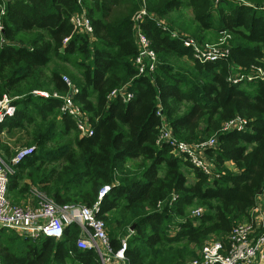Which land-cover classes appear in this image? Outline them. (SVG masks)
Returning a JSON list of instances; mask_svg holds the SVG:
<instances>
[{
    "label": "trees",
    "instance_id": "trees-1",
    "mask_svg": "<svg viewBox=\"0 0 264 264\" xmlns=\"http://www.w3.org/2000/svg\"><path fill=\"white\" fill-rule=\"evenodd\" d=\"M143 8L138 27L157 65L137 75L134 16ZM183 8L192 11L191 26L171 17ZM83 9L93 39L70 22ZM171 31L212 43L227 35L228 53L200 61ZM257 69L264 71V0H0V99L5 95L15 106L0 134L19 129L34 146L10 175L8 193L22 196L38 185L58 204L91 206L108 185L97 216L110 227L111 247L118 249L134 224L129 264H185L205 241L224 239L249 220L264 194V80L229 79ZM63 76L78 89L74 100L93 127L90 136H79L59 111L61 99L53 94L69 91ZM124 85L129 100L108 98ZM162 116L177 139L216 138L205 153L218 175L209 180L167 142H157ZM235 117L246 119L245 128L221 131ZM0 152L13 154L1 141ZM197 208L202 212L191 215ZM77 233L72 224L59 240H34L0 229V264H99L94 251L75 247Z\"/></svg>",
    "mask_w": 264,
    "mask_h": 264
},
{
    "label": "built area",
    "instance_id": "built-area-1",
    "mask_svg": "<svg viewBox=\"0 0 264 264\" xmlns=\"http://www.w3.org/2000/svg\"><path fill=\"white\" fill-rule=\"evenodd\" d=\"M146 14L143 8L134 16L136 26L135 42L138 47L134 58L137 75L150 73L157 65V56L150 46V40L138 27V23ZM70 22L75 31L93 39V27L84 9L74 13L70 18ZM159 23H162V21ZM171 36L181 39L183 46L191 48L195 57L200 61L217 60L228 53V48L224 47L227 35H224L218 43L208 44L209 47H202L187 33L171 31ZM66 40L67 38L64 39V41ZM63 79L69 86V91L64 95L53 94L54 97L61 99L59 111L72 119L79 136H90L93 134V127L86 113L81 110L74 100V95L78 92V89L68 77L63 76ZM229 79L233 83L242 80H264V71L257 69L250 74L238 73ZM33 93L44 97L49 96L47 91H33ZM119 96L126 102L132 97V93L124 85L111 91L108 98L113 99ZM14 112L15 106L12 104V100L4 95L0 99V121L5 116L13 115ZM157 113H160V111ZM246 123V119L235 117L225 122L221 131H240L245 128ZM159 132L157 142H167L173 154L187 159L194 167L208 175L209 180L218 175L214 162L205 153L206 149L216 147L217 141L214 136L198 142H186L177 139L173 136L171 128L164 117ZM33 151L34 146L26 145L8 159H5L3 154L0 153V229L14 231L21 237L34 240L40 237L59 240L64 234L65 227L75 224L78 233L74 243L78 250L94 251L99 264H129L125 256V250L127 239L132 231L121 237L120 246L114 250L110 245L105 221L97 216L99 201L110 186L104 185L99 190L98 201L91 206L80 203L58 204L38 185L29 187L24 201L16 202L9 198L10 175L14 174L15 166L31 155ZM175 198V195H173L171 202ZM201 212L202 208H197L191 212V215L196 216ZM177 230L176 225L172 223L169 227V234L174 235ZM189 264H264V205L258 201L251 209L250 219L233 225L224 239L211 238L205 241L200 250V256L192 259Z\"/></svg>",
    "mask_w": 264,
    "mask_h": 264
},
{
    "label": "rangeland",
    "instance_id": "rangeland-1",
    "mask_svg": "<svg viewBox=\"0 0 264 264\" xmlns=\"http://www.w3.org/2000/svg\"><path fill=\"white\" fill-rule=\"evenodd\" d=\"M171 17L172 18H174V20L176 19L177 20V23H180V24H182V25H189V26H191V24H192V11H191V9L190 8H183V9H181V10H179V11H174L173 13H171ZM163 21H167V20H163ZM188 35H190L191 37H193V39L195 40V41H197L199 44H201V46L202 47H209L208 46V44H214V43H212V41H208L207 39L206 40H199L198 38H196V37H194V36H192L190 33H187ZM228 37V36H227ZM207 43V44H206ZM1 122V121H0ZM15 131H17V130H15ZM18 131H19V129H18ZM12 132V133H10L8 136H7V138H9L10 140V143H11V150H12V152H13V154L17 151V150H19V149H21L22 147H25L26 146V144H25V142H26V137H25V134L23 133V132H21V131H19V132ZM0 153H3V152H0ZM12 154V155H13ZM3 157L6 159H8L9 157H5L4 155H3ZM186 176H187V181H188V183H191V182H193V180H194V178H193V176H192V172H191V170L189 171V170H187V172H186ZM27 193V192H26ZM26 193H25V195H26ZM24 195V193H23V195L22 196H17L16 197V195H14V194H9V198L12 200V201H16V202H21V201H24L25 200V198H26V196ZM259 201V200H258ZM261 203L264 205V200L263 201H261ZM190 212V211H189ZM107 227V233L109 234V231H110V227L107 225L106 226ZM119 235H121V233H119ZM200 250L201 249H198V250H196V256H194V257H192V258H190L189 260H187L186 261V263L185 264H189L190 263V261L192 260V259H195V258H198L199 256H200Z\"/></svg>",
    "mask_w": 264,
    "mask_h": 264
},
{
    "label": "crops",
    "instance_id": "crops-1",
    "mask_svg": "<svg viewBox=\"0 0 264 264\" xmlns=\"http://www.w3.org/2000/svg\"><path fill=\"white\" fill-rule=\"evenodd\" d=\"M15 130H17L18 131V129H13V130H11V131H3L1 134H0V141L1 142H3V143H6L9 147H10V149H11V143H10V139L9 138H7V136L10 134V133H12V132H17V131H15ZM20 131V130H19ZM18 131V132H19ZM22 132V131H21ZM225 167H227L229 170H235V168H234V166L230 163V162H226L225 164ZM192 176H193V174H192ZM193 178H194V176H193ZM264 200V194L259 198V202H261V201H263Z\"/></svg>",
    "mask_w": 264,
    "mask_h": 264
},
{
    "label": "water",
    "instance_id": "water-1",
    "mask_svg": "<svg viewBox=\"0 0 264 264\" xmlns=\"http://www.w3.org/2000/svg\"><path fill=\"white\" fill-rule=\"evenodd\" d=\"M133 229H134V224L129 226V228L126 230V233H128L129 231H133Z\"/></svg>",
    "mask_w": 264,
    "mask_h": 264
}]
</instances>
